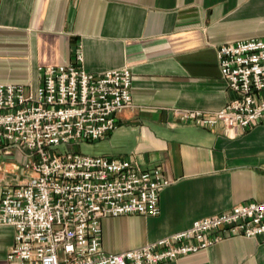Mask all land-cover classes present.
I'll return each mask as SVG.
<instances>
[{
  "label": "crops",
  "instance_id": "0c3cea01",
  "mask_svg": "<svg viewBox=\"0 0 264 264\" xmlns=\"http://www.w3.org/2000/svg\"><path fill=\"white\" fill-rule=\"evenodd\" d=\"M257 38H264V0H0V84L37 88L40 68L71 63L80 45L87 72H133V105L118 115L101 156L161 167L170 184L159 216L102 221L105 251L140 248L239 204L264 202V123L210 130L176 113L215 112L233 100L218 50ZM29 160L0 146V203L5 186L30 177ZM14 242L15 229L0 224V264H10ZM166 264H264V237H230Z\"/></svg>",
  "mask_w": 264,
  "mask_h": 264
},
{
  "label": "built area",
  "instance_id": "2783aa9c",
  "mask_svg": "<svg viewBox=\"0 0 264 264\" xmlns=\"http://www.w3.org/2000/svg\"><path fill=\"white\" fill-rule=\"evenodd\" d=\"M83 63L80 45L71 63L41 67L37 88L0 84V146L30 158L23 166L30 177L2 190L0 224L15 229L10 264H166L230 237H264V202L253 201L143 247L105 251L102 221L159 216L170 182L161 167L57 151L106 140L133 105L131 69L93 74ZM218 63L236 97L215 112L176 110L179 122L243 131L264 123V38L220 46Z\"/></svg>",
  "mask_w": 264,
  "mask_h": 264
},
{
  "label": "rangeland",
  "instance_id": "374dc122",
  "mask_svg": "<svg viewBox=\"0 0 264 264\" xmlns=\"http://www.w3.org/2000/svg\"><path fill=\"white\" fill-rule=\"evenodd\" d=\"M106 141H100L97 143H89L85 141H78L72 145H62L58 147V152L63 154L69 152H77L83 155L89 156H101L104 155L105 150L107 149Z\"/></svg>",
  "mask_w": 264,
  "mask_h": 264
}]
</instances>
